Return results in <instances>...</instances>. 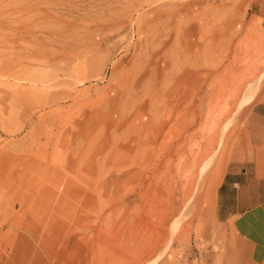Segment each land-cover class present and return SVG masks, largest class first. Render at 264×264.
I'll list each match as a JSON object with an SVG mask.
<instances>
[{"label":"rangeland","instance_id":"rangeland-1","mask_svg":"<svg viewBox=\"0 0 264 264\" xmlns=\"http://www.w3.org/2000/svg\"><path fill=\"white\" fill-rule=\"evenodd\" d=\"M263 89L264 0H0V264H100L136 203L141 264H251L211 177Z\"/></svg>","mask_w":264,"mask_h":264},{"label":"crops","instance_id":"crops-1","mask_svg":"<svg viewBox=\"0 0 264 264\" xmlns=\"http://www.w3.org/2000/svg\"><path fill=\"white\" fill-rule=\"evenodd\" d=\"M211 180L215 215L229 226L251 264H264V89L238 114Z\"/></svg>","mask_w":264,"mask_h":264},{"label":"bare ground","instance_id":"bare-ground-1","mask_svg":"<svg viewBox=\"0 0 264 264\" xmlns=\"http://www.w3.org/2000/svg\"><path fill=\"white\" fill-rule=\"evenodd\" d=\"M187 72L188 71L186 70L184 72V74L181 76L182 79H184L187 76L186 75ZM163 75L166 77L167 80H170L172 83H176L178 81L177 77H175V75L172 72L165 74L163 72V70L161 69L160 70V77ZM251 91L253 92V90H251ZM161 93L164 97L169 96L171 94V92L168 90L162 91ZM253 95H254V93L245 95L241 100V104L243 105V104L247 103L253 97ZM211 158L212 157L208 158L204 162V164L201 166V168H199L200 169L199 172L203 173L205 171V169L209 165V162L211 161ZM120 187L121 186L119 184L115 185L116 189H118ZM139 212H140V205L137 203L135 204V206H132L131 209H129L127 206H125L122 210L114 208L112 211H110L105 216V222L107 223V221H109V220H111L112 222L115 221L116 215H119L120 222L117 226V232L111 234V232L108 231L107 229H104V231L108 234L109 237L112 236V239H115V241L117 242V246L120 247L118 249L119 250L118 251L119 252V258L117 259L114 255L112 256L111 253L107 249L103 248L104 245L100 246L101 244H105L106 240L109 239V237L107 236V238L106 237L100 238L98 240V243L96 246L93 245V247L91 248V252H92L91 260H96L97 262L99 261L100 264H103L104 261H105L104 264H141V262H142V247L140 245V235H139V225H138ZM176 223H177V219H175L172 222V224L171 223L170 224L172 227H174L176 225ZM113 224H115V223H113ZM132 241H134L133 247L130 246ZM143 248H145V247H143ZM107 257H110L112 259L114 258V259H113V261L112 260L108 261L109 259H107ZM101 260H103V261H101Z\"/></svg>","mask_w":264,"mask_h":264}]
</instances>
